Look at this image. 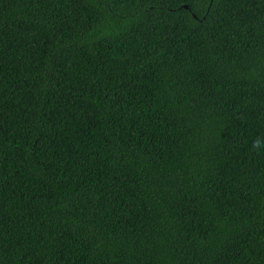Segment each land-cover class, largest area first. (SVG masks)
Returning <instances> with one entry per match:
<instances>
[{"label": "trees", "instance_id": "1", "mask_svg": "<svg viewBox=\"0 0 264 264\" xmlns=\"http://www.w3.org/2000/svg\"><path fill=\"white\" fill-rule=\"evenodd\" d=\"M0 264H264V0H0Z\"/></svg>", "mask_w": 264, "mask_h": 264}]
</instances>
